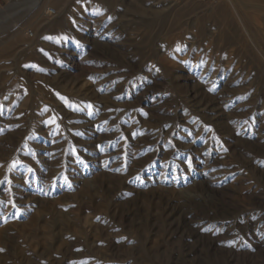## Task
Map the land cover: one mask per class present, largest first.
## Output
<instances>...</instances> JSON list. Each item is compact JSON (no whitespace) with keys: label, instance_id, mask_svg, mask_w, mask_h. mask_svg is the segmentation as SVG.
Segmentation results:
<instances>
[{"label":"rangeland","instance_id":"1","mask_svg":"<svg viewBox=\"0 0 264 264\" xmlns=\"http://www.w3.org/2000/svg\"><path fill=\"white\" fill-rule=\"evenodd\" d=\"M0 264H264V0H0Z\"/></svg>","mask_w":264,"mask_h":264},{"label":"bare ground","instance_id":"2","mask_svg":"<svg viewBox=\"0 0 264 264\" xmlns=\"http://www.w3.org/2000/svg\"><path fill=\"white\" fill-rule=\"evenodd\" d=\"M49 9H51V8H49ZM48 8L44 11V16L46 17V18H52V17H54V16H56V12H55V10H54V15L53 16H49L48 15V10H49ZM47 19V20H48ZM29 36H31L32 37V35H29Z\"/></svg>","mask_w":264,"mask_h":264},{"label":"built area","instance_id":"3","mask_svg":"<svg viewBox=\"0 0 264 264\" xmlns=\"http://www.w3.org/2000/svg\"><path fill=\"white\" fill-rule=\"evenodd\" d=\"M48 15H49V16H53V15H54V10L49 9V10H48ZM28 34H29V35H32L31 32H28Z\"/></svg>","mask_w":264,"mask_h":264},{"label":"snow or ice","instance_id":"4","mask_svg":"<svg viewBox=\"0 0 264 264\" xmlns=\"http://www.w3.org/2000/svg\"><path fill=\"white\" fill-rule=\"evenodd\" d=\"M50 39V38H49ZM52 122H54V121H52Z\"/></svg>","mask_w":264,"mask_h":264}]
</instances>
